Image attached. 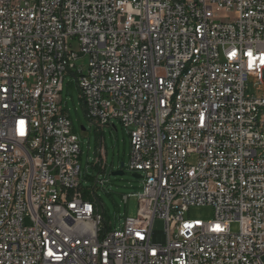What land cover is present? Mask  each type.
<instances>
[{"label":"built area","instance_id":"1","mask_svg":"<svg viewBox=\"0 0 264 264\" xmlns=\"http://www.w3.org/2000/svg\"><path fill=\"white\" fill-rule=\"evenodd\" d=\"M67 74L87 117L130 138L143 190L118 230L79 182ZM250 78L264 87V0H0V264H262ZM192 207L213 218L185 219Z\"/></svg>","mask_w":264,"mask_h":264},{"label":"rangeland","instance_id":"2","mask_svg":"<svg viewBox=\"0 0 264 264\" xmlns=\"http://www.w3.org/2000/svg\"><path fill=\"white\" fill-rule=\"evenodd\" d=\"M221 15L232 18L231 15L222 13ZM70 47L78 52V45L74 39ZM256 84V90L253 87ZM249 94L261 96L264 92L263 85H259L256 79L250 78ZM61 107L68 114L71 121L72 133L79 139L81 155L79 164L81 175L79 182L84 189H89L94 193L93 201L104 208V222L110 224L112 229H120L125 218H136L137 215V195L143 190V179H134V173L129 172L125 165L128 163L130 152V138L127 131L118 121H113L109 126L99 127L86 115L77 82L69 74L64 76L63 89L61 92ZM113 125V126H112ZM84 127L85 131H81ZM101 154V169L95 165L98 163ZM196 156H191L188 163L194 165ZM123 163L124 175L121 177L112 176L113 172L120 170ZM102 167L104 170H102ZM95 178L104 180V185H95ZM126 203L123 196H130ZM185 219L207 222L213 218V209L210 207H192L184 215ZM26 225L29 221L25 222ZM154 228L163 229V222L156 220ZM237 230V225H232V231ZM264 264V255L261 257Z\"/></svg>","mask_w":264,"mask_h":264},{"label":"water","instance_id":"3","mask_svg":"<svg viewBox=\"0 0 264 264\" xmlns=\"http://www.w3.org/2000/svg\"><path fill=\"white\" fill-rule=\"evenodd\" d=\"M80 130L83 132V131H85V128L84 127H80ZM123 166H124V164L123 163H121L120 164V170L119 171H116V172H113L111 175L112 176H118V177H121V176H123L124 175V172H123ZM133 178L134 179H141V176L140 175H136V174H134L133 175Z\"/></svg>","mask_w":264,"mask_h":264},{"label":"flooded vegetation","instance_id":"4","mask_svg":"<svg viewBox=\"0 0 264 264\" xmlns=\"http://www.w3.org/2000/svg\"><path fill=\"white\" fill-rule=\"evenodd\" d=\"M123 170V169H122Z\"/></svg>","mask_w":264,"mask_h":264}]
</instances>
